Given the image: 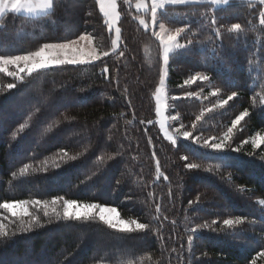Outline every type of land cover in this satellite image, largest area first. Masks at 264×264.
I'll list each match as a JSON object with an SVG mask.
<instances>
[{"label": "trees", "instance_id": "obj_1", "mask_svg": "<svg viewBox=\"0 0 264 264\" xmlns=\"http://www.w3.org/2000/svg\"><path fill=\"white\" fill-rule=\"evenodd\" d=\"M117 1L114 53L96 0H52L45 15L3 16L0 55H26L85 34L110 55L22 73L23 80L0 72V203L49 202L26 205L29 216L0 209V264H264L258 255L264 251V142L254 147L250 141L264 136V4L202 3L160 12L166 29H184L178 43L185 47L169 54L165 95L167 114L177 119L169 130L191 136L173 132L174 147L156 125L161 44L150 16L133 9L138 0ZM142 17L147 29L137 21ZM237 23L241 28L232 29ZM195 75L208 79L185 86ZM244 111L249 115L225 140ZM205 140L227 147L216 152L202 146ZM187 163L201 167L189 170ZM58 196L116 206L120 219L149 227L119 231L96 215L65 220L63 200L56 205L60 216L52 212ZM237 218L239 224L223 226Z\"/></svg>", "mask_w": 264, "mask_h": 264}, {"label": "snow or ice", "instance_id": "obj_2", "mask_svg": "<svg viewBox=\"0 0 264 264\" xmlns=\"http://www.w3.org/2000/svg\"><path fill=\"white\" fill-rule=\"evenodd\" d=\"M127 2V0H126ZM171 3L173 5L176 4H183L188 2V0H159V4L157 3V0H152L151 7L147 8L145 4L137 3L136 7L137 9H140L141 7H145L146 10L150 11L152 13V23L155 26L157 23L156 16L158 12V7H162L163 4ZM207 2L213 6H219L226 4L228 0H207ZM3 3V0H0V4ZM260 3L264 4V0H260ZM96 4L99 6L100 12L104 15L106 18V22L108 23L109 29H112L114 27L115 22L118 20V14L116 12V0H96ZM22 7L16 10V13H20L23 11L26 15L32 14L33 16H36L38 12H45L47 10H50L53 8L52 0H22ZM5 14V11L0 8V27L3 26V16ZM261 24L264 25V16L261 18ZM140 23L142 25H146V22L144 20H141ZM161 31L158 33H155L157 38L160 41V44L163 47V61L164 64L167 65L169 61V54L178 48L185 47L183 44L175 43L180 35L181 32L184 31L183 28H177L175 32L169 35H165L164 32V24L159 25ZM241 28L240 24H233L232 29L239 30ZM116 40L112 41L113 48H115L117 41L120 39V29L116 28ZM219 35V32L217 33ZM80 41H87L89 45V49L85 51L83 47L77 46ZM192 41H189V44H191ZM92 44V40L88 35H80L79 39H70L63 43H45L43 46H41L37 51L30 52L26 55H0V72H4L6 75H11L15 77L18 80H23L22 73L32 74L38 70H46L50 67H57L62 65H82L86 63H91L97 59H100L101 57H107L110 55L108 51L98 52L96 49L90 47ZM120 55L123 56L124 53L120 52ZM13 65L16 67L15 72H9L6 67L3 66H9ZM102 72L104 74L108 73V67L105 66L102 69ZM165 75L166 72L162 68L160 72V85L161 87H158L156 89L157 96H156V103H157V115L160 114L161 108H162V97L159 95L162 91V87L165 82ZM203 79L207 80V76L198 77V76H191L189 80H185L184 83L188 84L192 80L196 79ZM7 89H12L16 87V84L14 83H7L6 85ZM188 95H192L189 93ZM237 95L236 92H233L231 95L227 97V100H232ZM175 99V97H174ZM223 103H227V101H224ZM249 115L247 111L241 112L239 115L235 117L234 120L231 121V127L228 128V133L225 134V140L230 139V136L228 135L233 131L234 128L237 126H241V122L245 120V118ZM172 120H175L176 117L172 116ZM200 117H197V120H199ZM143 123V121H141ZM23 125H21V129H23ZM184 125H181V128H183ZM195 127V126H194ZM161 130L164 132L165 139L170 140L171 144L175 147L177 144V140L175 137L170 136L167 132V129H165L164 124L161 123ZM178 131V130H177ZM185 140H187L191 133L187 130H185L182 133ZM245 143L247 141H244ZM260 142H264V136H258L257 140L254 141V145L258 146ZM151 143V141H149ZM192 143H196V140H193ZM205 147H208L216 152H223L225 147L227 145L224 141H221L219 143H209L208 140H205L203 145ZM232 151H238L236 148H232ZM63 156L67 157L69 160H75V156H69L67 151L63 152ZM155 159V154L153 156ZM181 159L188 160L189 157L187 155L182 156ZM55 167H59V164H55ZM157 167H159V161H157ZM185 167L189 170L199 169L201 167V164L198 163H187ZM29 168V165H25L23 168L20 169V175L23 176L27 172ZM42 170H47L46 167ZM207 170V169H205ZM15 175V174H14ZM167 179V177H165ZM63 200V218L65 220H72V219H79L81 216H89L93 214L94 212L98 214L99 220L105 223L109 228L117 229L119 231H131V224L135 225L136 229H146L149 226L145 223H139L136 220L131 221V224L128 221L120 219L119 211L116 206H106L101 205L97 203H83L74 199H64L63 196H58L51 200L52 212L56 214L57 217L60 216V212L57 209L56 205L58 204V201ZM31 203L33 206H41L49 203L48 201H42L40 199L28 201V200H17V201H5L3 203H0V209H7L9 211L20 209L21 216H29L30 213L26 207ZM191 204V201H189ZM98 210V211H97ZM157 210L159 211V205H157ZM15 214V213H14ZM49 215L48 211L45 210L44 216L47 217ZM33 223L36 221V217H31ZM241 222L240 218H237L235 221L232 219H224L223 220V226L224 227H231L234 223L239 224ZM213 224H216L217 221L213 220ZM42 227L43 225H38ZM202 227H210L209 225L205 224ZM29 228L25 227L22 229V231H27ZM191 231L195 233L197 231V228H192ZM212 231H216V229H212ZM6 235V233H4ZM189 243L193 241V236L188 237ZM259 256L264 257V251L258 253ZM253 264H255V260H253Z\"/></svg>", "mask_w": 264, "mask_h": 264}, {"label": "rangeland", "instance_id": "obj_3", "mask_svg": "<svg viewBox=\"0 0 264 264\" xmlns=\"http://www.w3.org/2000/svg\"><path fill=\"white\" fill-rule=\"evenodd\" d=\"M230 1L260 2V0H228V2H230ZM228 2H227V3H228ZM137 3L145 4V5L147 6V8H150V7H151L152 0H138V1H136V2L133 4V9H134L136 12H138V13H141V14H146V13H147V14L150 16L151 28H152V31H153V33H154L155 38H156L158 41H159V39L157 38V36L155 35V33H158V32L161 31V29H160V27H159V25H160V23H159V14H160V12L164 11L165 7H167V6H177V5H196V4H202V3H207V4H209V3L207 2V0H188V2H186V3H183V4H176V5H173V4H171V3H167V2H165V3L163 4L162 7H158V12H157V16H156L157 23H156V25L154 26L153 23H152V13H151L150 11L146 10L145 7H141L140 9H137V7H136ZM157 3L159 4V0H157ZM227 3H226V4H227ZM224 5H225V4H223V5H219V6H213V5H212V6H213V7H220V6H224ZM116 6H117V7H116V12H117V14H118V20L115 22L114 27H113L112 29H109L108 23L106 22V18H105L104 15L100 12L101 15H102V17L104 18V21H105L106 25H107V29L112 33L113 40H116V31H115V29L118 28V21H119V18H120L119 4H118V1H117V0H116ZM98 9H99V6H98ZM49 11H50V10H47V11H45V12H38V13L36 14V16H39V15H40V16H41V15H45V14H47ZM99 11H100V9H99ZM5 13H11V12H5ZM14 14L23 15V16H29V17H36V16H33L32 14H27V15H26L23 11H21L20 13H14ZM141 20H144V21L146 22L145 18H144V17L139 18L137 21H138V23H139V25H140L141 27L147 29V26L145 27V25H142V24L140 23ZM146 25H147V23H146ZM164 32H165V35H169V34H172L173 32H175V30H168V29H166V28L164 27ZM182 33H183V32L180 33L179 37L181 36ZM179 37H178V39H179ZM78 39H79V38H78ZM78 39H76V40H78ZM178 39H177V41H176L175 43H178ZM91 40H92V39H91ZM159 42H160V41H159ZM118 44H119V40L117 41L115 48H113V45H112V49H111L110 53H114V52L118 49ZM178 44H179V43H178ZM77 46H79V47H83V48L85 49V51H87V50L89 49V45H88L87 41H80L79 44H78ZM90 47H92V48L95 49L94 44H93V41H92V44H91ZM161 47H162V45H161ZM172 52H173V51H172ZM161 59H162L163 69H164L165 72L167 73L166 65L164 64V61H163V47H162ZM3 67H6L7 70H8L9 72H15V71H16V67L13 66V65L3 66ZM50 68H51V67H50ZM195 76L203 77L202 75H195ZM165 79H166V75H165ZM189 79H190V78H189ZM189 79H188V80H189ZM196 81H198V82H202L203 79H199V78H198V79H196V80H192L190 83H188V84H184V85H185V86H189V85L193 84V83L196 82ZM159 87H161V85H159ZM159 95L162 97V108H161V112H160V114L157 115V103H156L157 92H155V94H154V104H155V114H156V125H157V129H158V131H159V134L162 136V138H163L165 141L170 142V140L165 139L164 132L161 130V123H163L165 129H167V132H168V134H169L170 136L175 137V136H176L175 134H176L177 132H178V133L180 132L179 135H180L182 138H184L183 135H182V132L179 130V127H178V128H175V130H173V132H174L175 134L169 130V124L171 123V119H170V116H168V114H167V108H168V107H167V97H166V95H165V82H164V85H163V87H162V91H161V93H159ZM188 97H191V96L188 95ZM196 97L198 98L199 96H196ZM176 120H177V119H175V121H176ZM177 130H178V131H177ZM257 137H258V136H254V137L250 140L251 143H252V145H253L254 147H257V146L254 145V143H253L254 141L257 140ZM219 142H221V141H219ZM219 142H218V143H219ZM260 143H261V142H260ZM260 143H259V144H260ZM259 144H258V146H259ZM97 211H98V210H97ZM11 212H20V209H15V210H12ZM91 215H96V216H98V214H96L95 212H94L93 214H91ZM98 217H99V216H98ZM129 223L131 224V222H129ZM131 228H135V225H134V224H131Z\"/></svg>", "mask_w": 264, "mask_h": 264}, {"label": "clouds", "instance_id": "obj_4", "mask_svg": "<svg viewBox=\"0 0 264 264\" xmlns=\"http://www.w3.org/2000/svg\"><path fill=\"white\" fill-rule=\"evenodd\" d=\"M22 6V0H3V3L0 4V8H2L5 12L11 13H16V10Z\"/></svg>", "mask_w": 264, "mask_h": 264}]
</instances>
